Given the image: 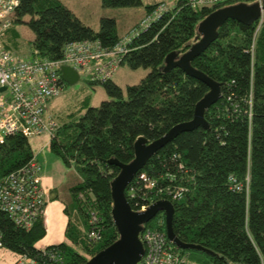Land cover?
<instances>
[{
	"label": "trees",
	"instance_id": "16d2710c",
	"mask_svg": "<svg viewBox=\"0 0 264 264\" xmlns=\"http://www.w3.org/2000/svg\"><path fill=\"white\" fill-rule=\"evenodd\" d=\"M101 2L104 8L141 5V0ZM239 3L256 2L234 0L193 10L178 0L130 45L122 64L133 70H149L138 84L123 91L111 80L89 81L101 85L108 100L98 107L87 106L58 123L49 145L50 151L75 171V181L69 188L71 204L65 208L67 242L39 250L36 244L46 236L42 218L25 230L0 212L3 249L36 264H50L43 251L55 249L62 264H83L117 239L111 218L110 183L119 169L108 161L129 164L137 138L155 141L193 118L196 103L209 89L179 68L163 72L164 60L170 53L182 55L198 41L196 28L202 19L219 8ZM160 4L163 2L147 6L146 15ZM22 24L34 35L31 48L49 60L61 58L65 46L73 42L98 41L103 48L111 49L123 38L117 35L114 19L102 18L95 31L60 0H19L12 28ZM8 43L7 48H17L13 29ZM191 66L222 86L221 99L205 114L210 128L181 133L151 157L139 173L154 180L157 189H186L177 199L168 198L174 206L173 232L181 242L201 246L213 255L177 249L184 264H264V14L261 24L257 21L251 26L228 20L218 29L217 40ZM33 157L28 139L21 135L7 137L0 145V179ZM230 179L241 190H232ZM132 185L136 186L134 202L139 204L166 198L155 190H141L135 180ZM129 205L134 209L133 201ZM91 213L100 228L98 243L88 239ZM145 228L166 235L164 213Z\"/></svg>",
	"mask_w": 264,
	"mask_h": 264
},
{
	"label": "built area",
	"instance_id": "2783aa9c",
	"mask_svg": "<svg viewBox=\"0 0 264 264\" xmlns=\"http://www.w3.org/2000/svg\"><path fill=\"white\" fill-rule=\"evenodd\" d=\"M234 0H183L186 7L197 10L203 7H216ZM263 0H255L259 5ZM19 0H0V145L6 138L21 135L26 139L46 138L49 146L59 127L58 122L47 113L49 103L59 97L65 83L61 79V68H73L79 78L90 82L110 81L130 51L133 40L146 31L169 9L164 3L147 14L130 34L123 37L111 49L103 48L98 41L73 42L65 46L62 57L49 60L32 49L29 55H20L7 48L12 29V17ZM262 18L259 20L261 24ZM176 159V156L173 157ZM178 169L182 170L181 164ZM41 166L35 156L17 170L0 179V212L5 214L17 227L28 230L34 222L45 215L46 192L42 187ZM170 179H172L170 177ZM141 190L157 191L165 195L162 200L177 199L185 188L157 189V184L146 173H139L126 189L127 201H133L135 212L142 213L152 204L134 202L136 186ZM232 190H241L233 179ZM128 201V203H129ZM92 226L88 239L92 243L101 241L97 218L90 214ZM144 253L139 264H184L177 248L163 233L146 229L140 233ZM2 248L0 233V249ZM50 264H62L57 250L43 251ZM13 264H36L32 259L19 257Z\"/></svg>",
	"mask_w": 264,
	"mask_h": 264
},
{
	"label": "water",
	"instance_id": "95a60500",
	"mask_svg": "<svg viewBox=\"0 0 264 264\" xmlns=\"http://www.w3.org/2000/svg\"><path fill=\"white\" fill-rule=\"evenodd\" d=\"M263 14L264 0L261 5L258 3L251 5L239 3L219 8L198 23L196 32L199 39L185 53L182 55L170 53L166 56L163 72L166 73L174 68H179L188 77L203 83L209 91L196 103L193 118L189 122L172 127L165 135L152 142H148L143 137L137 138L133 144L134 158L129 164H123L116 159L108 161L109 165L119 169L118 175L110 183L111 218L118 237L112 244L92 255L83 264H139L144 253L140 233L160 213L165 215L166 237L177 249L195 250L213 255L212 252L201 246L183 243L176 237L172 228L174 206L169 200L156 201L146 211L135 212L127 201L126 189L148 160L178 135L198 128L209 130L210 126L205 120V114L211 106L221 99L222 86L204 73L194 69L191 62L217 40L218 29L228 20L251 26L259 21ZM61 79L71 86L80 80L77 72L68 66L61 68Z\"/></svg>",
	"mask_w": 264,
	"mask_h": 264
},
{
	"label": "rangeland",
	"instance_id": "374dc122",
	"mask_svg": "<svg viewBox=\"0 0 264 264\" xmlns=\"http://www.w3.org/2000/svg\"><path fill=\"white\" fill-rule=\"evenodd\" d=\"M60 1L85 26L95 31L99 29L102 18L114 19L119 37L127 36L134 27L138 26L146 15L147 6L163 2L167 7L173 8L178 2V0H141V5L137 7L104 8L101 0ZM27 20L28 18H25L24 21ZM12 29L17 33L18 42L17 48L12 50L20 55H29L32 52L31 42L34 38L33 33L23 24L14 25ZM148 72V69L138 68L133 70L126 64H120L111 81L124 91L127 86L138 84ZM105 100H108V95L101 85H91L88 79L81 78L77 84L72 86L65 83L61 95L50 102L46 111L60 123L67 119L69 115L77 113L87 106L98 107ZM28 142L37 162L42 168L40 175L50 180L51 189L54 188V194L58 200L57 204H63L65 209L66 206L71 204L70 200H68L70 196L69 188L75 181V171L72 168H67L60 158L50 151L44 138H30ZM47 237L42 240L44 243L48 241ZM63 241L67 242L66 239ZM6 255L13 256L12 253L1 248L0 264H13Z\"/></svg>",
	"mask_w": 264,
	"mask_h": 264
},
{
	"label": "crops",
	"instance_id": "0c3cea01",
	"mask_svg": "<svg viewBox=\"0 0 264 264\" xmlns=\"http://www.w3.org/2000/svg\"><path fill=\"white\" fill-rule=\"evenodd\" d=\"M50 104V103H49ZM44 138L45 137H40ZM43 188L46 192L47 200H46V208H45V215L42 218L44 221V225L46 227V236L43 238L45 239L47 236L48 241L44 243V241H39L36 244V248L39 250H44L49 246L57 245L58 243H65L63 240L65 239L64 233L68 221V217L65 214L64 205L57 204L58 200L54 194V188L51 189L50 180L41 176ZM66 221V222H65ZM53 227V228H52ZM56 243V244H55ZM11 262H15L19 259L18 256L14 255L10 257L6 255Z\"/></svg>",
	"mask_w": 264,
	"mask_h": 264
},
{
	"label": "bare ground",
	"instance_id": "6f19581e",
	"mask_svg": "<svg viewBox=\"0 0 264 264\" xmlns=\"http://www.w3.org/2000/svg\"><path fill=\"white\" fill-rule=\"evenodd\" d=\"M2 239V238H1Z\"/></svg>",
	"mask_w": 264,
	"mask_h": 264
}]
</instances>
